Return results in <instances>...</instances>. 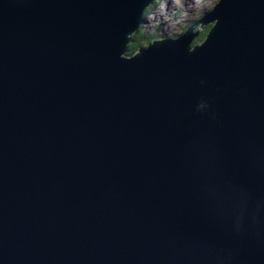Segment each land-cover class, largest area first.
I'll return each instance as SVG.
<instances>
[{"label": "water", "instance_id": "obj_1", "mask_svg": "<svg viewBox=\"0 0 264 264\" xmlns=\"http://www.w3.org/2000/svg\"><path fill=\"white\" fill-rule=\"evenodd\" d=\"M153 1L0 0V264H264V0Z\"/></svg>", "mask_w": 264, "mask_h": 264}, {"label": "rangeland", "instance_id": "obj_2", "mask_svg": "<svg viewBox=\"0 0 264 264\" xmlns=\"http://www.w3.org/2000/svg\"><path fill=\"white\" fill-rule=\"evenodd\" d=\"M217 1L194 0L195 5L191 6L190 2L186 0H155V3L151 5L152 8L150 7L147 12L140 33L142 34V31L145 30L147 36H155L157 40L161 41L176 38L202 14L208 13ZM196 26L197 28L194 30L200 31L209 25L197 24Z\"/></svg>", "mask_w": 264, "mask_h": 264}, {"label": "trees", "instance_id": "obj_3", "mask_svg": "<svg viewBox=\"0 0 264 264\" xmlns=\"http://www.w3.org/2000/svg\"><path fill=\"white\" fill-rule=\"evenodd\" d=\"M148 11H149V9L145 12L144 17H146ZM213 28H214V24H210L204 30H200L199 31L197 29L196 32H198V35H197L196 39L192 42L191 48L192 47H195L198 43L199 44L200 43H203L209 37V35L212 33ZM141 29H142V26L140 27L139 31L131 37V41H130L129 45L126 48L127 51H126L125 56L127 58H131V57L135 56L137 54V52L141 48L144 47L143 42H144V40L146 38H148V40L146 39L147 40V43L152 42L153 40H156L157 39L155 36H147L146 33H145L146 32L145 30H143L142 31V34H141L140 33V30Z\"/></svg>", "mask_w": 264, "mask_h": 264}, {"label": "bare ground", "instance_id": "obj_4", "mask_svg": "<svg viewBox=\"0 0 264 264\" xmlns=\"http://www.w3.org/2000/svg\"><path fill=\"white\" fill-rule=\"evenodd\" d=\"M186 1L190 2L191 6L195 5L194 0H186ZM171 5H172V4H171ZM170 7H171V6H170Z\"/></svg>", "mask_w": 264, "mask_h": 264}]
</instances>
